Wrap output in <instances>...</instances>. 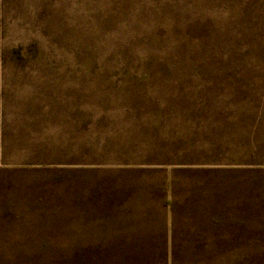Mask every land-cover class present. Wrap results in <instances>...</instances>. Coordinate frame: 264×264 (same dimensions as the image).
Segmentation results:
<instances>
[{
	"label": "rangeland",
	"instance_id": "1",
	"mask_svg": "<svg viewBox=\"0 0 264 264\" xmlns=\"http://www.w3.org/2000/svg\"><path fill=\"white\" fill-rule=\"evenodd\" d=\"M218 162L183 253L264 264V0H0V264L170 253Z\"/></svg>",
	"mask_w": 264,
	"mask_h": 264
},
{
	"label": "trees",
	"instance_id": "2",
	"mask_svg": "<svg viewBox=\"0 0 264 264\" xmlns=\"http://www.w3.org/2000/svg\"><path fill=\"white\" fill-rule=\"evenodd\" d=\"M219 163V162H218ZM259 165H264L261 162H258ZM256 165V164H253ZM198 166V165H196ZM237 166H240L239 164H232L231 162L228 164H215L213 166H198V167H177L173 169L172 171V193H173V203H172V212H173V218H172V243H171V252L168 253L167 249V231L164 232V236L161 237L164 242L162 244L155 245L152 241L153 238H150L148 240H137L132 245L134 247H148L152 248L154 250V247H163L162 251H148L144 249H136L133 253H124L122 256H120V264H202L204 260L207 258L205 255H202L201 249L193 250L192 253H183V246H187L190 242L194 244V247H201L205 248L207 246V237L204 236L201 239L200 235L201 233L205 235L207 233V229L199 228L196 224H192V227L194 228L196 232V235L189 236V229L185 226V228H179V216L181 215V206H180V200L179 195L177 194V184L179 182L177 181V174L178 173H196V174H205L208 178L207 184H211L212 180H214L215 176L221 173H238L242 171V168H239ZM246 167V165H244ZM260 170H264V168H258ZM246 170V169H245ZM206 178V179H207ZM215 189V188H214ZM198 194L193 197V195L188 199L185 200L189 206L195 211L199 207V197ZM221 209V206H217L215 209H213V214H215L217 208ZM181 232H180V231ZM184 234L181 235V233ZM197 237L198 239H196ZM165 247V249H164ZM192 254V255H190ZM190 255V256H189ZM221 256H218L217 258H220ZM244 257H242L243 259ZM245 261V259H244ZM218 264V263H217Z\"/></svg>",
	"mask_w": 264,
	"mask_h": 264
},
{
	"label": "crops",
	"instance_id": "3",
	"mask_svg": "<svg viewBox=\"0 0 264 264\" xmlns=\"http://www.w3.org/2000/svg\"><path fill=\"white\" fill-rule=\"evenodd\" d=\"M170 247H171V244H170Z\"/></svg>",
	"mask_w": 264,
	"mask_h": 264
}]
</instances>
